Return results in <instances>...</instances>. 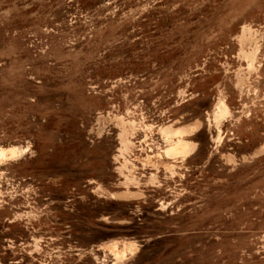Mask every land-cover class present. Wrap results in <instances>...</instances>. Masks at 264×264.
<instances>
[{
	"label": "rangeland",
	"instance_id": "374dc122",
	"mask_svg": "<svg viewBox=\"0 0 264 264\" xmlns=\"http://www.w3.org/2000/svg\"><path fill=\"white\" fill-rule=\"evenodd\" d=\"M0 264H264V0H0Z\"/></svg>",
	"mask_w": 264,
	"mask_h": 264
},
{
	"label": "crops",
	"instance_id": "0c3cea01",
	"mask_svg": "<svg viewBox=\"0 0 264 264\" xmlns=\"http://www.w3.org/2000/svg\"><path fill=\"white\" fill-rule=\"evenodd\" d=\"M118 196H119V198H121L122 200H125V201H128V200L133 198L132 195H128L125 192L120 193Z\"/></svg>",
	"mask_w": 264,
	"mask_h": 264
},
{
	"label": "bare ground",
	"instance_id": "6f19581e",
	"mask_svg": "<svg viewBox=\"0 0 264 264\" xmlns=\"http://www.w3.org/2000/svg\"><path fill=\"white\" fill-rule=\"evenodd\" d=\"M222 111H223V109H222ZM221 114H223V113H221Z\"/></svg>",
	"mask_w": 264,
	"mask_h": 264
}]
</instances>
